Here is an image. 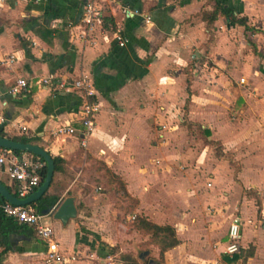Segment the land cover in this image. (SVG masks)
<instances>
[{
  "label": "crops",
  "instance_id": "1",
  "mask_svg": "<svg viewBox=\"0 0 264 264\" xmlns=\"http://www.w3.org/2000/svg\"><path fill=\"white\" fill-rule=\"evenodd\" d=\"M87 2L98 11L90 25L81 21ZM206 2L0 0V126L61 159L46 193L56 197L51 207L72 197L76 216L63 224L47 213L43 222L66 254L83 247L148 264L150 248L160 253L135 225L144 217L171 226L178 239L155 264H264V59L257 54L264 55V0H226L251 29L218 16L212 39L199 15L210 9ZM116 33L129 42L117 46ZM50 74L56 83L85 77L96 89L100 109L85 145L79 135H50L63 124L81 131L83 100L80 91L41 84ZM18 78L27 87L12 94ZM177 106L181 129L172 126ZM180 131L198 145L179 147ZM0 182L14 194L3 171ZM211 212L221 218L215 240L204 230L216 224ZM234 217L240 248L229 262ZM4 239L0 226V264H47L34 233L18 228Z\"/></svg>",
  "mask_w": 264,
  "mask_h": 264
},
{
  "label": "built area",
  "instance_id": "2",
  "mask_svg": "<svg viewBox=\"0 0 264 264\" xmlns=\"http://www.w3.org/2000/svg\"><path fill=\"white\" fill-rule=\"evenodd\" d=\"M125 15H129V10L123 11ZM98 17V11L95 9L92 2H87L83 6L81 15V21L90 25ZM114 40L117 46L123 47L129 39L121 33L114 35ZM43 85H50L54 83L55 87L65 92L80 91L82 96V103L80 109V115L78 122L81 124V131H77L75 127L70 124L58 125L53 128L50 135L57 139L59 137L77 136L79 135L82 145L86 144V138L92 134L95 129V117L100 109V104L96 99V89L85 77H81L78 80L71 82H59L54 81L53 75H48L40 80ZM27 87V81L24 78H18L15 84L11 87L10 93L16 94L21 90H25ZM1 121L3 118L0 117ZM79 132V133H78ZM46 167L45 161L32 154H17L13 150L0 146V171H3L9 180L15 184V196L19 199H24L30 193L36 190L41 184V171ZM53 206L50 211H53ZM1 212L18 223H24L30 226L37 238L45 243V252L43 260L45 263H63L76 261L78 259L86 260H101L105 264H120L121 260L115 253H105L102 257L92 252L89 249L83 247L75 248L70 254H66L60 249L59 244L55 238L54 230L52 226L43 222L44 214L35 210L34 207L29 205H14L8 201H4L0 204ZM133 218V217H132ZM240 221L238 217H234L228 227L227 243L224 249L226 254H234L239 251L240 248ZM214 264H222L220 261H216Z\"/></svg>",
  "mask_w": 264,
  "mask_h": 264
},
{
  "label": "trees",
  "instance_id": "3",
  "mask_svg": "<svg viewBox=\"0 0 264 264\" xmlns=\"http://www.w3.org/2000/svg\"><path fill=\"white\" fill-rule=\"evenodd\" d=\"M208 5H210V9H201L199 12V15L201 19L205 22L206 28L210 31V39H212L213 33L211 32V28L213 27V24L218 16H223L228 23L230 24H236L241 25L245 29H251L247 25V19L245 16H240L237 13H235L234 9H232L230 6L225 5L226 0H207L206 2ZM257 54L264 59V55L260 52H257ZM0 136L7 137L6 134L3 131L2 126H0ZM10 138V137H7ZM12 140H17L25 143H29V139L20 137V138H10ZM208 143L213 145V149L215 152V155L218 157H221L223 154L221 153L220 149L217 147V143L213 141H209ZM17 154H20L22 152L20 151H14ZM53 162H54V171H56L59 168V164L61 162V159L57 156H52ZM46 173V167H44L41 171V182L44 179ZM118 179V177L114 176ZM53 178V176H52ZM52 182V180H51ZM50 182V183H51ZM118 184L121 185V182L118 180ZM48 190V189H47ZM45 191V193L41 196L39 200H37L35 203L30 204L32 207L35 208L36 211L42 213V210L50 209L51 206L54 205L56 197L53 195H48ZM15 195V192H14ZM5 200L0 197V204L3 203ZM260 202H258L259 204ZM135 225L142 228L146 233H149L153 241L158 245L159 247V253L160 258H162L163 253L173 248L178 244V239L176 238L174 229L169 225H158L156 223H153L144 217H135ZM0 226L3 228V234H4V240L6 242L7 234L11 230H16L20 228V230L26 232L28 235H31L34 233L33 229L24 224V223H18L16 220L9 218L5 216L1 210H0ZM35 234V233H34ZM6 248H4V251ZM119 258L124 263L129 264H136V258L129 254H119ZM226 260L229 262L233 261L235 259L234 254L231 257H228L227 255L224 256Z\"/></svg>",
  "mask_w": 264,
  "mask_h": 264
},
{
  "label": "water",
  "instance_id": "4",
  "mask_svg": "<svg viewBox=\"0 0 264 264\" xmlns=\"http://www.w3.org/2000/svg\"><path fill=\"white\" fill-rule=\"evenodd\" d=\"M0 146L20 152H27L33 155H36L42 158L46 163V173L44 179L41 184L36 188L35 191L30 193L24 199L17 198L13 193H11L1 182H0V197H2L5 201H8L14 205H29L41 198V196L48 189L50 182L52 180L53 172H54V162L51 155L42 149L41 147L31 144L25 143L17 140H12L10 138L0 136ZM42 214L52 213L55 219L61 221V223L65 224L70 218L76 216V208L74 206V199L72 197H67L57 206L53 211H49V209H45L41 211ZM149 252L144 251L140 253L139 258L145 259ZM148 264H155L153 259L148 260Z\"/></svg>",
  "mask_w": 264,
  "mask_h": 264
},
{
  "label": "rangeland",
  "instance_id": "5",
  "mask_svg": "<svg viewBox=\"0 0 264 264\" xmlns=\"http://www.w3.org/2000/svg\"><path fill=\"white\" fill-rule=\"evenodd\" d=\"M211 83H213V81H211ZM180 108L181 107H179V106H177L176 108H174V110L173 111H175V115L172 117L173 118V124H172V126H174L175 127V129L176 128H179V129H181L180 127H181V121H182V113H181V110H180ZM179 140H180V142H179V144H180V146L179 147H181V148H184V150H188L189 149V147H194V145H198V143H195L194 144V142H193V140L191 139V138H189L188 139V137H187V135H185V133L184 132H182V131H180V137H179ZM189 143H193V144H189ZM200 148V147H199ZM198 148V151H199V153L201 152L202 153V151L200 150ZM233 170L235 169L234 167L232 168ZM214 204L213 203H211V204H209L208 206H213ZM261 206H260V210H261ZM259 210V211H260ZM213 214H215L214 212H211V216L213 217L214 215ZM216 215L217 216H214V221H215V225H212V226H208L207 227V225L208 224H211L210 222H207V223H205V225H204V230L207 232V233H209V231H210V234L212 235V237H214V240L215 239H217L218 237H221V233H222V226H219L218 227V221L219 220H221V218L218 216L219 214H217L216 213ZM259 215H261V214H259ZM259 218H261V217H259ZM153 242V239L150 237V240H148V243L149 244H151ZM194 247V246H193ZM193 247H191V248H193ZM144 249H147V247H144ZM149 249V248H148ZM153 247L152 248H150V255H149V258H152V259H154V260H156V261H158V263H160V261H162V258H160V256H159V254H158V252H157V250H155L154 252H153Z\"/></svg>",
  "mask_w": 264,
  "mask_h": 264
}]
</instances>
